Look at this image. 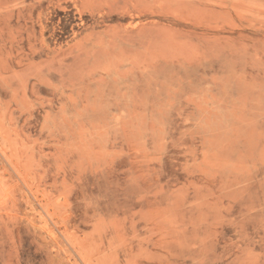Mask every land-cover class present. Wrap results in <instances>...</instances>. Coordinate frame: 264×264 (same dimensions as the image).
Wrapping results in <instances>:
<instances>
[{
    "label": "rangeland",
    "instance_id": "rangeland-1",
    "mask_svg": "<svg viewBox=\"0 0 264 264\" xmlns=\"http://www.w3.org/2000/svg\"><path fill=\"white\" fill-rule=\"evenodd\" d=\"M0 264H264V0H0Z\"/></svg>",
    "mask_w": 264,
    "mask_h": 264
}]
</instances>
